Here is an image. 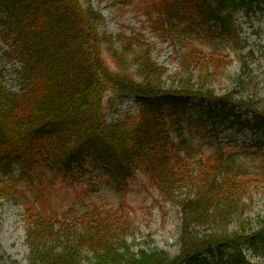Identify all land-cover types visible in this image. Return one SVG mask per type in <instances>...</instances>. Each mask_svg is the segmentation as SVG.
Listing matches in <instances>:
<instances>
[{
  "label": "trees",
  "instance_id": "obj_1",
  "mask_svg": "<svg viewBox=\"0 0 264 264\" xmlns=\"http://www.w3.org/2000/svg\"><path fill=\"white\" fill-rule=\"evenodd\" d=\"M259 1L148 0L136 8L163 37L179 36L196 21L213 22L243 48L233 13ZM104 22L89 1L0 0L7 55L21 63L16 91L4 85L0 72V196L26 200L29 264H264L244 253L264 256V219L256 231L243 219L245 183L235 175L220 179L232 170L220 146L194 160L184 133V123L211 122L208 134L227 121L240 123L235 107L207 88L214 75L200 74L197 83L186 79L193 62H200L189 52L180 56V77L166 86L167 69L152 59L151 47L140 36L101 30ZM109 91L134 94L139 113L109 122ZM198 96L204 112L194 119L190 111ZM249 106L253 121L242 125L264 129V104ZM91 169L117 192L140 173L178 206L180 254L134 250L131 225L117 212L96 207L74 218L58 213L60 184L75 186L73 179ZM237 218L238 231H231ZM204 251H217L218 260L209 262Z\"/></svg>",
  "mask_w": 264,
  "mask_h": 264
},
{
  "label": "rangeland",
  "instance_id": "obj_2",
  "mask_svg": "<svg viewBox=\"0 0 264 264\" xmlns=\"http://www.w3.org/2000/svg\"><path fill=\"white\" fill-rule=\"evenodd\" d=\"M81 1L84 5L90 1L92 6L103 15L105 23L102 30L113 35L125 33L137 37L143 36L142 41L152 47V58L168 69L166 86L171 85L173 80L181 75L178 54L183 53L186 47L188 50L195 49L196 52L201 48L207 55L215 54L217 57L214 58L215 61L194 65L192 73L184 74L187 76L186 79L189 76L199 77V74H213L214 76L210 78V88L217 95H227L234 91V98L239 101L247 95L253 96L252 92H259V97L264 98V8L249 13L240 10L235 16L242 37L249 44L245 52L252 53V55L247 54L246 56H249L245 59L248 68L252 70L248 73L229 44H225L219 37L215 38L206 31L199 30L196 26L193 32L181 33V37L177 38L169 37L165 40L161 35L156 34L147 16L136 8L137 3L140 1L147 3L148 0H131L134 1L133 4L125 3L124 0ZM7 50L8 46L0 37V69L4 72L6 86L16 90L19 86L16 73L19 63L7 57L5 53ZM200 54L201 52H198V55ZM107 59L112 64L111 58ZM249 78H255L254 86L247 84ZM194 82L197 83L196 78ZM134 99V96L126 99L112 92L107 93L104 107L110 114L109 121L119 118L127 111L132 114L137 113L139 108ZM198 101L199 99L195 102ZM115 109H120V112L117 113ZM239 110L245 111L246 108L239 107ZM194 111L197 116L201 115L199 110ZM194 128L199 127L194 126ZM190 136L193 143L200 146V149L197 148L198 153L208 155L212 152L210 143L205 145L201 142L200 131H192ZM227 136L231 139L226 142L225 147L227 151H232L229 156L230 164L238 174H242L247 179L245 181L249 184L243 198V201L248 203L247 213L243 218L247 219L248 223L252 222V227L256 229L258 220L264 219V183L256 179L258 174L264 173V137L249 130L240 133L226 130L222 138L226 139ZM261 139L262 150L254 145ZM97 176L96 171L87 172L79 178L74 190L73 187L61 184L64 188H61L60 192L62 207L68 204L73 209L85 207L90 210L94 206L110 209L131 223L132 232L129 234V242L135 249L158 248L166 250L172 256L178 255L181 213L177 207L169 203L165 204L158 191L142 175H138L131 182L123 196L107 188L103 179L99 180V185L91 186V191H88L89 188L86 186L95 181ZM58 210L60 212V208ZM240 221L241 218L235 219L231 226L232 231L239 228ZM26 224V213L22 205L8 199L0 200V264H28Z\"/></svg>",
  "mask_w": 264,
  "mask_h": 264
}]
</instances>
